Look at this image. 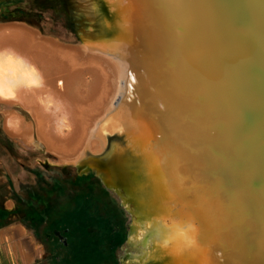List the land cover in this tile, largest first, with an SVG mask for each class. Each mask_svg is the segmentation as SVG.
Here are the masks:
<instances>
[{
	"label": "bare ground",
	"instance_id": "bare-ground-1",
	"mask_svg": "<svg viewBox=\"0 0 264 264\" xmlns=\"http://www.w3.org/2000/svg\"><path fill=\"white\" fill-rule=\"evenodd\" d=\"M56 1L74 18L78 45L29 23L0 25L6 132L41 146L55 164L85 154L95 164L119 146L113 171L168 222L205 199V167L255 160L242 181L260 173L262 220L247 223L249 207L238 211L237 200L207 201L210 230L235 224L191 234L176 264H264V118L251 65L264 61V0H254L257 19L241 14L238 0Z\"/></svg>",
	"mask_w": 264,
	"mask_h": 264
},
{
	"label": "rangeland",
	"instance_id": "rangeland-1",
	"mask_svg": "<svg viewBox=\"0 0 264 264\" xmlns=\"http://www.w3.org/2000/svg\"><path fill=\"white\" fill-rule=\"evenodd\" d=\"M11 22L29 23L44 32V35L59 38L66 43L78 45L80 41L74 18L66 9H62L56 0H0V25ZM16 109L21 110L18 106ZM3 110L12 109L6 104H0V200L5 198L6 206L20 209L23 215L30 213L32 221L45 225H53L58 221L62 226L63 223L59 220L61 215H68L71 211L78 213V216L75 214L74 217L81 219L83 223L91 222V227L94 228L98 227V217L108 218V223L114 224L121 240L115 245L113 252L99 264H176L179 254L184 255L183 253L193 246L192 235L188 241L179 237L180 239H173L167 245L152 243L149 240L144 260L121 257L119 249L130 239H141L146 224H150L155 216L167 220L155 214L152 205H147V195L137 190L136 184L134 186L119 172L113 171L112 163L115 166L119 146L114 144L110 147L112 156H108V152L102 154L100 159L104 161L103 165L100 164L101 167L97 163L98 160L95 165L94 158L86 154L77 163L55 164V157L41 146L28 144L7 134ZM98 168L104 169L115 183H121L123 190L116 188L119 196L105 184V176ZM151 198L152 201L155 200L152 196ZM178 207H172L171 211H178ZM67 220L70 221L68 218ZM131 224L134 229H131ZM91 227L87 226L88 229H93ZM72 233L70 230L66 234L67 242L73 239ZM96 238L97 236L92 239L95 241ZM66 243L63 241V244ZM87 247L85 245L84 248ZM83 256L85 259H93L95 255Z\"/></svg>",
	"mask_w": 264,
	"mask_h": 264
},
{
	"label": "water",
	"instance_id": "water-1",
	"mask_svg": "<svg viewBox=\"0 0 264 264\" xmlns=\"http://www.w3.org/2000/svg\"><path fill=\"white\" fill-rule=\"evenodd\" d=\"M238 2L240 3L243 11L241 14L246 16L253 15V17L257 19L258 10L257 6L254 4V0H238ZM251 65L255 79L254 82L258 83V85L255 83L257 85V89L255 90L254 99L256 100L253 101V103L257 112L261 113V118H264V61L260 57H257L256 60L254 59L252 61ZM259 156H262L259 161L264 159L263 154H260ZM250 165L253 166L252 168L256 169L255 160L247 162V160H243L242 158L237 162L224 160L218 165H208L205 168L203 166L208 175V184L206 183L207 185L204 186L206 189L205 199L202 200L201 203L187 205L181 214L178 215V218L175 216L173 221L167 222L161 217L155 216L151 220L150 224H146V230L143 233V237L138 241H133L131 239L128 240L126 245L119 249L118 253L124 258H143L145 256V248L149 240L152 243L160 242L167 245L169 242L173 241V239H180L179 237L188 241L191 234L196 235L200 232L203 236H205V233L208 234L210 231H212L211 233H215L216 231H222V229L227 230L235 224V222L229 219V221L225 222L221 227L219 226L215 231L213 229L210 230L209 224L212 225L214 220L210 217H205L206 210L204 209V204H206L207 201L210 203L211 207H214L218 201L223 202L226 205L227 202L237 200V203L239 204H237L238 211H241L239 208L242 206L243 208L247 206L249 207L246 213V219H248L247 223L251 221H257L256 223L260 222L262 220V214L257 212L258 206L255 205V203L258 202L257 192L260 189V173H256L254 175V178L249 185L242 181V175L245 176L247 174L246 170L249 169L247 166ZM98 170L105 176V184L117 193L116 184L107 176L104 169L102 170L101 168H98ZM123 203L125 204L124 201ZM125 207L129 211L126 204ZM261 207H263V205ZM259 210L262 212V209ZM241 224L245 225V221L241 222ZM130 227L131 229H134L133 224H131ZM53 232L57 234L58 237H60L65 243L67 242L66 238L58 229H53ZM197 241L200 242V240Z\"/></svg>",
	"mask_w": 264,
	"mask_h": 264
},
{
	"label": "crops",
	"instance_id": "crops-1",
	"mask_svg": "<svg viewBox=\"0 0 264 264\" xmlns=\"http://www.w3.org/2000/svg\"><path fill=\"white\" fill-rule=\"evenodd\" d=\"M4 202L5 198L0 200V264H83L75 243L63 244L53 232L58 229L67 240L72 227L35 223L30 213L23 215Z\"/></svg>",
	"mask_w": 264,
	"mask_h": 264
},
{
	"label": "trees",
	"instance_id": "trees-1",
	"mask_svg": "<svg viewBox=\"0 0 264 264\" xmlns=\"http://www.w3.org/2000/svg\"><path fill=\"white\" fill-rule=\"evenodd\" d=\"M17 211L20 209H16ZM68 214V213H67ZM70 214V215H69ZM68 215L64 213L60 217V221H62V226L64 228L72 227V234L73 239L72 241L77 246L78 251H80L81 254L85 255V257L90 255H95L92 258H84L83 256V264H90L91 262L94 263H100L107 257V255L111 254L113 252L115 245L118 243L119 240H121V235L117 232V230L114 227V224L110 225L106 219V217H98L99 224L98 227L94 228L91 222L84 223L81 219L76 218L78 216V213L76 214V211H71ZM76 214V217L74 215ZM67 218L70 220L68 221ZM104 221V222H103ZM58 221L54 222V226L56 225L62 227ZM71 225H70V224ZM86 223V224H85ZM69 224V225H67ZM86 225V226H85ZM88 227H91L93 229H88ZM95 226H97L95 224ZM112 227V229H110ZM97 236L96 240L94 241L92 238ZM80 237V238H79ZM106 240V241H105ZM105 241V243H104ZM93 242V243H92ZM104 243V245H102ZM85 245H87V248H84ZM84 249V251H82ZM91 257V256H90ZM95 258V259H94Z\"/></svg>",
	"mask_w": 264,
	"mask_h": 264
},
{
	"label": "flooded vegetation",
	"instance_id": "flooded-vegetation-1",
	"mask_svg": "<svg viewBox=\"0 0 264 264\" xmlns=\"http://www.w3.org/2000/svg\"><path fill=\"white\" fill-rule=\"evenodd\" d=\"M111 150H112V149L110 148L109 151H108V154H107L108 156H112V152H111ZM103 161H104V160H101V159H100V160L97 161V163H99V165H100V164L103 165ZM101 165H100V167H101ZM149 215H150V214H149ZM155 253H156V250L153 252V254L155 255ZM154 255H153V256H154ZM137 259H139V258H137ZM139 260H141V259H139Z\"/></svg>",
	"mask_w": 264,
	"mask_h": 264
}]
</instances>
